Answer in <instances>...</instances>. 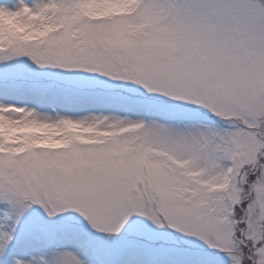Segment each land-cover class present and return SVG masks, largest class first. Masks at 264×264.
I'll return each mask as SVG.
<instances>
[{
	"label": "snow or ice",
	"instance_id": "1",
	"mask_svg": "<svg viewBox=\"0 0 264 264\" xmlns=\"http://www.w3.org/2000/svg\"><path fill=\"white\" fill-rule=\"evenodd\" d=\"M0 264H264V0H0Z\"/></svg>",
	"mask_w": 264,
	"mask_h": 264
}]
</instances>
